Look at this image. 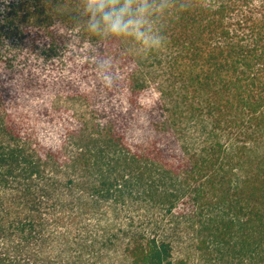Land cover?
I'll return each mask as SVG.
<instances>
[{"label": "trees", "instance_id": "obj_1", "mask_svg": "<svg viewBox=\"0 0 264 264\" xmlns=\"http://www.w3.org/2000/svg\"><path fill=\"white\" fill-rule=\"evenodd\" d=\"M126 5L0 0V264H264V0Z\"/></svg>", "mask_w": 264, "mask_h": 264}, {"label": "clouds", "instance_id": "obj_2", "mask_svg": "<svg viewBox=\"0 0 264 264\" xmlns=\"http://www.w3.org/2000/svg\"><path fill=\"white\" fill-rule=\"evenodd\" d=\"M118 0H91V5L96 11L102 14L103 21L109 27L113 33H119L127 28V25L122 23V17L127 11V5L125 8L119 11L115 10V4ZM106 8H112V11H105ZM143 35V34H141ZM107 80V79H106Z\"/></svg>", "mask_w": 264, "mask_h": 264}]
</instances>
